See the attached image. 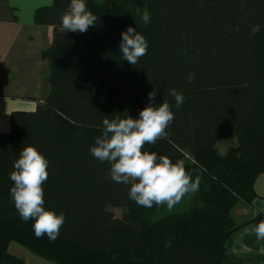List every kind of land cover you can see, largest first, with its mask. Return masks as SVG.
<instances>
[{"label":"trees","instance_id":"16d2710c","mask_svg":"<svg viewBox=\"0 0 264 264\" xmlns=\"http://www.w3.org/2000/svg\"><path fill=\"white\" fill-rule=\"evenodd\" d=\"M85 2L97 20L83 34L62 27L70 0L34 12L36 25L53 27L41 52L49 92L33 111L12 112L10 132H0V264H24L8 253L12 242L52 264H240L226 242L240 228L232 208L251 205L264 175V0ZM129 26L148 42L135 65L119 48ZM154 89L174 120L144 151L182 160L193 180L200 177L198 190L171 210L139 206L130 185L113 181L111 165L89 151L105 116L137 117ZM169 89L183 94L181 106ZM228 135L237 145L219 155ZM26 146L48 161L44 207L65 217L55 240L37 238L10 195ZM111 207L124 210L120 219Z\"/></svg>","mask_w":264,"mask_h":264},{"label":"clouds","instance_id":"9594fccd","mask_svg":"<svg viewBox=\"0 0 264 264\" xmlns=\"http://www.w3.org/2000/svg\"><path fill=\"white\" fill-rule=\"evenodd\" d=\"M60 19L66 32L83 34L95 26L97 17L88 10L85 0H70ZM142 20L149 23L150 15L145 13ZM119 48L122 59L135 65L147 54L148 42L129 26L121 33ZM168 94L174 97L177 107L183 104L182 93L169 89ZM156 95L155 89L148 93L147 106L135 118L127 112L114 114L111 119L105 116L102 135L95 139L89 151L101 163L111 165L113 181L130 185L129 198L139 206L166 205L171 210L185 195L198 190L200 177L193 180L182 160L173 163L167 156L144 151L146 144L154 145L157 140L167 137L166 129L174 120L169 103L164 101L157 106ZM47 168V159L34 146L23 147L10 173L13 182L10 195L19 216L25 222L34 221L35 236L42 238L46 235L55 240L65 217L44 207L42 186L48 179ZM253 230L259 239H264V219L254 225Z\"/></svg>","mask_w":264,"mask_h":264},{"label":"crops","instance_id":"0c3cea01","mask_svg":"<svg viewBox=\"0 0 264 264\" xmlns=\"http://www.w3.org/2000/svg\"><path fill=\"white\" fill-rule=\"evenodd\" d=\"M54 0H0V132L10 130V114L33 111L49 92L48 63L42 50L51 45L52 26L34 23L36 9ZM251 205L238 202L231 210L234 226H239L226 242L229 253L240 264H264V239L253 226L264 219V175L254 185ZM259 213V214H258ZM35 264H52L31 259Z\"/></svg>","mask_w":264,"mask_h":264},{"label":"rangeland","instance_id":"374dc122","mask_svg":"<svg viewBox=\"0 0 264 264\" xmlns=\"http://www.w3.org/2000/svg\"><path fill=\"white\" fill-rule=\"evenodd\" d=\"M140 14H144V10L140 11ZM49 71V67H48ZM10 132V130L8 131ZM237 145V140L234 135H228L223 137L218 143H217V151L219 155H223L226 150L230 147H235ZM109 211L113 214L115 218L120 219L122 214L124 213V210L121 208H109ZM8 253L12 256H15L21 260H23L24 264H35L31 259H40L37 256L33 255L29 250L24 248L23 246H20L16 243H10L8 246Z\"/></svg>","mask_w":264,"mask_h":264}]
</instances>
